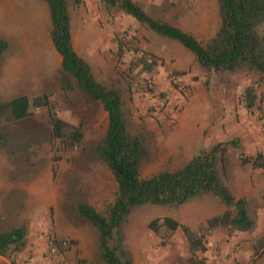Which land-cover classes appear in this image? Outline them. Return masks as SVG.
Here are the masks:
<instances>
[{
	"label": "rangeland",
	"instance_id": "374dc122",
	"mask_svg": "<svg viewBox=\"0 0 264 264\" xmlns=\"http://www.w3.org/2000/svg\"><path fill=\"white\" fill-rule=\"evenodd\" d=\"M133 1L150 17L178 27L203 46L220 25L216 0ZM78 3L81 0H67L68 12L74 18L89 10L85 5L80 9ZM102 3L95 0L94 9L110 38L102 58L87 63L97 83L121 91L128 132L146 143L148 156L139 166L141 179L174 172L200 149L232 138L240 140L245 155L264 151V86L258 84L256 76H206L195 57L179 43L157 35L120 11L108 14ZM50 27L48 7L42 0H0V37L10 45V52L8 49L0 58V73L12 55L25 57L29 50L33 52L32 68L27 71L23 65V72L34 81L25 75L28 81L14 83L16 87L12 89L0 88V131L4 138L0 144V231L20 222H26L31 231L29 246L27 242L13 264H53L45 255V235L49 232L54 236L55 229L74 235L72 239H63L69 243L65 264H105L98 255L97 230L75 208L83 203L105 214L115 199V180L94 151L104 138L107 114L62 68L72 83L60 96L55 95L49 84L54 78L51 69L56 61L47 47H53ZM119 38L124 41L116 44ZM137 52L156 58L151 71L146 72L140 64L130 71L131 65L140 60ZM184 76L189 78L188 82L182 80ZM146 77L154 82L152 96H146L142 89ZM179 79L187 87L186 96L177 92L175 81ZM38 80L40 85L27 90ZM252 84H256L258 95L263 98L258 103L260 110L249 112L241 97ZM24 94L31 103L30 116L18 121L8 119L10 101L19 97L15 95ZM165 94L170 96L167 106L159 110L151 107ZM44 95L49 98L48 108L32 104L33 98ZM51 112L56 118L70 116L71 122L67 124L82 134L78 144L54 138ZM50 166L51 183H37L38 177L49 173ZM225 183L236 199L247 200L256 223L253 231L227 237L225 230H217L208 238L206 252L191 255L181 231L164 242L148 225L153 219L169 217L195 231L225 210L219 199L203 196L177 208L144 205L130 213L122 228L123 243L133 264H175L179 259L193 264L192 258L204 259L206 264H233L248 263L254 257L258 258L257 264H264V171L242 166L237 154L231 152L227 156ZM43 215L47 217V227L45 232H39ZM259 243L263 246L257 257L254 246ZM1 258L0 264H12L11 260Z\"/></svg>",
	"mask_w": 264,
	"mask_h": 264
},
{
	"label": "trees",
	"instance_id": "16d2710c",
	"mask_svg": "<svg viewBox=\"0 0 264 264\" xmlns=\"http://www.w3.org/2000/svg\"><path fill=\"white\" fill-rule=\"evenodd\" d=\"M46 3L50 17L49 37L56 52L61 56L62 70L71 75L78 87L94 102L102 105L107 114V129L104 138L95 147L97 158L111 172L116 186V196L105 214L93 207L79 203L75 210L78 215L91 224L98 233V255L105 264H133L131 254L123 243L122 228L130 213L141 206L177 208L203 196L219 199L225 210L200 224L195 231L179 224L169 217L156 218L148 227L164 239V242L177 231L185 236L189 252L207 251V240L217 230H225L227 237L237 233H248L255 229L256 223L249 211L245 198L236 199L225 183L227 156L236 153L242 166L264 171V151L245 155L238 138L217 142L202 148L183 167L174 172H161L149 178L139 177V166L147 159L148 152L144 140L128 132L122 109L121 91L115 87L107 88L97 83L87 62L73 50L70 35V16L67 0H42ZM102 8L108 14L115 11L132 17L147 26L157 35L176 41L194 57L202 72L210 74L243 73L254 75L264 86V0H216L220 25L215 35L203 46L193 36L166 21L150 17L133 0H102ZM9 48L7 39L0 37V58ZM122 53L123 45L118 47ZM148 55V54H146ZM152 58L154 56L149 55ZM146 72L156 64L147 65L144 60L131 65L130 71L138 65ZM256 82V83H257ZM256 84L243 91L241 101L247 111L260 110ZM143 91H147L143 88ZM149 91V90H148ZM152 90H150L151 92ZM47 95L33 98L37 107L49 106ZM30 100L26 96L13 99L9 105L8 119L21 120L30 116ZM52 107H49V111ZM51 125L55 139H69L78 144L82 134L77 128L56 118L51 112ZM69 131V133L67 132ZM0 131V144L3 141ZM28 224L20 222L0 231V257L11 260L27 247ZM261 243V242H260ZM254 246L255 256L260 254L263 244ZM262 245V246H261ZM259 257V256H257ZM234 261L233 264H257ZM193 264H206L204 259ZM175 264H184L177 260Z\"/></svg>",
	"mask_w": 264,
	"mask_h": 264
},
{
	"label": "crops",
	"instance_id": "0c3cea01",
	"mask_svg": "<svg viewBox=\"0 0 264 264\" xmlns=\"http://www.w3.org/2000/svg\"><path fill=\"white\" fill-rule=\"evenodd\" d=\"M94 2L95 0H81V3H78L79 5L77 4V6L81 9L83 5H85L86 7H89V10L88 12L81 11L79 13V16L76 18L72 17L69 12V16H70L69 29H70L71 43L73 50L81 59H83L85 62H89V64H91L89 60H94L97 57L102 58L103 51L105 50V47H107L108 38H110L107 31L98 20L100 16L97 15V11L94 9ZM23 41H26V39L24 38ZM47 47L51 49L50 53L51 55L53 54L54 59H56L55 65L51 69V75H53L54 78L49 82V84L51 88L54 89L55 95L58 97L63 93V89L68 88L69 83H72V81L69 76L66 77V75L62 73L61 71L62 58L56 52L54 46L52 47L50 45H47ZM8 49L10 52V45ZM26 58H28V60ZM32 64H33V52L29 50L27 51L25 57H22V55H17V54L12 55V59H9L7 65L3 67V70L0 73L1 74L0 88L2 90L7 88L12 89L13 87H16V85H13L14 83L19 84L22 81H28L24 77L25 75L29 80L33 81L28 73L23 72V65L28 71L29 70L28 68L30 69L32 68ZM182 80L188 82L189 78L184 76ZM10 81L12 83L9 85ZM37 84L40 85L39 80L27 90L35 89ZM15 96L28 97V95L26 94L15 95ZM8 114H9V110L7 112V118L9 117ZM69 118L67 119L66 116L65 117L58 116V119L62 120L65 123L71 122ZM51 167L52 166L49 167V173L45 174L42 178L41 177L37 178L38 179L37 183L46 184V185L51 183L52 181ZM42 218L43 220H39V223L42 225L43 228H41L39 232L40 231L45 232L47 227L46 226L47 217L43 215ZM29 232H30L29 234L31 235V231ZM54 236L56 237L57 240H63L67 236L70 237V239L74 237V235L71 234V232H64L63 234L58 229L54 230ZM29 244H30V240L28 241V246ZM65 255L66 254H64V257ZM1 259L2 258L0 257V261Z\"/></svg>",
	"mask_w": 264,
	"mask_h": 264
},
{
	"label": "built area",
	"instance_id": "2783aa9c",
	"mask_svg": "<svg viewBox=\"0 0 264 264\" xmlns=\"http://www.w3.org/2000/svg\"><path fill=\"white\" fill-rule=\"evenodd\" d=\"M124 41L123 38H119L116 44L122 43ZM136 57L138 59H142L145 61L147 65L154 64V58L149 55H146L142 52H137ZM177 85V92L182 96L187 95V87L182 83V81L176 80ZM144 87L147 91H144L145 95H154V82L151 78L146 77L144 82ZM149 90V91H148ZM150 90H152L150 92ZM170 102V96L168 94L163 95L161 98H157L154 104L151 105L155 110H159L167 106ZM46 240V257L53 263V264H65V250L69 247V243L66 240H57L52 234L49 232L45 235Z\"/></svg>",
	"mask_w": 264,
	"mask_h": 264
}]
</instances>
